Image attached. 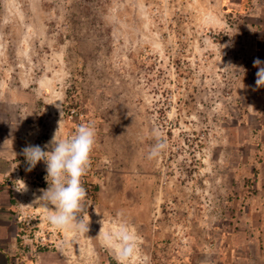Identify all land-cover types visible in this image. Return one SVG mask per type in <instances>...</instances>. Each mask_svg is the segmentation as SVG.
Returning <instances> with one entry per match:
<instances>
[{"label":"rangeland","instance_id":"obj_1","mask_svg":"<svg viewBox=\"0 0 264 264\" xmlns=\"http://www.w3.org/2000/svg\"><path fill=\"white\" fill-rule=\"evenodd\" d=\"M257 58L264 0H0V102L25 119L9 141L14 155L49 151L57 130L96 131L81 181L86 234L45 219L34 200L48 187L46 164L28 171L23 155L18 209L37 239L28 247L70 264H117L97 236L122 212L139 236L129 264L207 263L224 251L246 227L264 163ZM154 130L168 148L148 160Z\"/></svg>","mask_w":264,"mask_h":264},{"label":"clouds","instance_id":"obj_2","mask_svg":"<svg viewBox=\"0 0 264 264\" xmlns=\"http://www.w3.org/2000/svg\"><path fill=\"white\" fill-rule=\"evenodd\" d=\"M254 67L259 69L256 72V88L264 87V61L255 59ZM227 68L238 71L233 65ZM153 135L155 142L147 154L148 160L158 159L168 148V142L159 130H154ZM95 144L94 126L82 124L68 138H59L57 130L45 145L49 151L43 150L39 145H29L23 149L29 165L28 171L41 161L46 164L45 180L48 187L40 189L42 194L36 197L34 204L46 210L45 219L57 230L80 234L89 231L87 207L91 204L81 181L90 166V156ZM22 191H27L25 184ZM97 237L105 248L114 252L117 264H129L138 255L139 236L124 219L122 212L117 213V219L107 230L102 224Z\"/></svg>","mask_w":264,"mask_h":264},{"label":"crops","instance_id":"obj_3","mask_svg":"<svg viewBox=\"0 0 264 264\" xmlns=\"http://www.w3.org/2000/svg\"><path fill=\"white\" fill-rule=\"evenodd\" d=\"M4 104L0 102V264H70L59 251L34 252L32 248H26L21 238L18 220L20 196L16 190L23 183L22 178L18 180L15 177V170L21 173L24 157L23 154L14 155L9 141L16 131H22L25 119L20 120V124L17 112ZM257 106L256 111L260 113V107L264 105ZM259 135L264 139V120L259 127ZM256 168L260 171L256 176L255 193L247 196L244 206L247 219L243 217V223L246 227L240 234L231 233L234 237L226 240L225 250L219 251L215 258L196 264H264V163L256 165ZM8 177H12L11 183L7 182Z\"/></svg>","mask_w":264,"mask_h":264},{"label":"built area","instance_id":"obj_4","mask_svg":"<svg viewBox=\"0 0 264 264\" xmlns=\"http://www.w3.org/2000/svg\"><path fill=\"white\" fill-rule=\"evenodd\" d=\"M11 180H12V177H8V181L7 182L11 183ZM23 216L24 215L21 216L20 213L18 215V220L20 222V234H21V238L24 240L25 244H27V246H28L30 242L34 241V239L35 240H37V239L35 238L36 234L30 231V229H29L30 225L26 224L28 221H25ZM39 234H43V233L42 232H38L37 236H39ZM39 239H41V241L47 240V238L45 236H42V235L39 236Z\"/></svg>","mask_w":264,"mask_h":264}]
</instances>
